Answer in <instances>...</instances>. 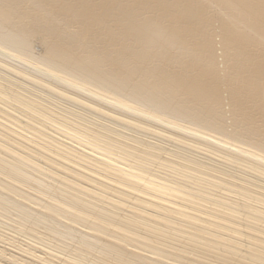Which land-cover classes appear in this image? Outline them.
<instances>
[{
    "label": "bare ground",
    "instance_id": "6f19581e",
    "mask_svg": "<svg viewBox=\"0 0 264 264\" xmlns=\"http://www.w3.org/2000/svg\"><path fill=\"white\" fill-rule=\"evenodd\" d=\"M14 41L25 43L21 46ZM3 57L15 62L18 66L14 70L23 71L30 82L35 83L38 75L46 81L53 79L58 88H68L69 100L80 102L87 96L100 101L104 105L99 106L100 112L115 119L126 112L139 113L147 123L137 119L125 122L138 123L143 131L168 140L179 139L183 147L211 155L208 163L199 164L198 156L170 149L173 157L184 156L177 159L198 166L186 169L198 179L192 184L184 176H171L170 181L159 179L151 169L166 173L174 165L160 155L165 142L144 147L135 142L137 137L129 138L135 143L131 145L114 142L107 133L102 137L90 135L78 120L39 110L38 102L32 108L28 98L43 101L42 97H51L0 73L11 90L21 91L8 95L11 90L0 86L2 104H9L15 97L28 121H47L54 130L98 151L107 164L105 170L117 176L118 187L160 202L152 208L164 217L136 213L130 218L111 216L104 207L85 205L83 200L67 202L70 209L63 216L78 217V212L111 216V221L117 217L133 228L127 235H116L118 240L104 237L98 244L90 239L101 236L104 228L84 234L83 238H90L82 240L86 251L105 256L98 262L209 264L215 259L228 264H264V0H0ZM46 84L48 90L59 93L58 88ZM58 108L66 110L61 105ZM81 115L80 119L84 117ZM159 125L178 133H160ZM3 140L20 147L11 136ZM0 148L4 154L14 155L12 150ZM27 154L32 156L30 151ZM119 154L131 163L117 158ZM129 154L146 160L145 165L134 163L130 158L135 157ZM15 168L0 159V169L10 173L15 182L30 181L29 175ZM245 170L259 176H248ZM74 174L83 179L81 174ZM211 183L222 188L198 194L204 193L201 185ZM1 186L0 205L16 206L22 216L28 205L4 193ZM105 191L119 197L115 201L119 207L127 208L124 202L128 201L141 203L129 193L109 187ZM95 199L101 201L100 197ZM31 212L29 218L19 219L21 224L53 232L68 228V223L49 210ZM161 221L181 236L155 225ZM181 223L205 231L169 227ZM27 233L37 235L30 229ZM69 238L67 235L63 239ZM224 246L236 252L228 253L221 249ZM25 248L21 253L13 250L9 256L0 249V258L12 264H93L87 259L56 255L48 248L44 251L38 245Z\"/></svg>",
    "mask_w": 264,
    "mask_h": 264
},
{
    "label": "rangeland",
    "instance_id": "374dc122",
    "mask_svg": "<svg viewBox=\"0 0 264 264\" xmlns=\"http://www.w3.org/2000/svg\"><path fill=\"white\" fill-rule=\"evenodd\" d=\"M1 51H4V49ZM1 59H4L3 62H0L1 74L11 76L17 81L20 80L28 87L41 91L42 93H46L51 97V99L42 97L43 101L35 97L28 98L27 100L32 103V108H34V105L38 102V106L36 107L37 109H41L42 111L48 113L50 112L57 117L64 116L65 118H70L74 121L78 120L79 123H81L83 127L88 130L90 135L102 137L107 133L111 136L110 139H113L114 142L120 141L127 142L131 145L135 144L129 140L131 137H137L138 139L135 142L144 147H146V145L157 146L165 142V149H162L163 153L160 155L171 160L174 165L169 168L170 171L166 173L161 172L160 170L158 173L156 172V169H151L152 174L157 178L170 181L171 176H184L189 177L185 180L189 181L191 184L198 179V176H194L192 174L189 175L186 171V169L190 170L194 167L198 168V166H196L195 163H187L177 159L186 158L184 156L173 157L170 149L186 155L198 156L200 160L199 164L208 163V156L211 155L205 150L198 151V149L194 147H183L184 145H181L179 139L168 140L161 134L143 131L138 123L129 124L125 122L137 119L139 123H147L148 119L138 116L139 113L126 112L124 117H120L118 119L111 117L110 114L104 115V113L100 112L101 109L99 106L104 107L103 103L100 101L87 96H83L84 101L80 102L69 100L66 95L70 92L66 86H60L58 88V84L53 79L46 81L44 80L46 78L41 75L35 76L38 77L36 78L38 80H36L35 83L30 82L23 77V71L14 70V68L18 66L15 62H11L4 57L0 58V60ZM4 62L5 64H3ZM24 72L27 73V71ZM46 83L51 84L52 87L58 88L59 93H53L48 90ZM0 86L2 88L4 86L9 88V82L0 78ZM9 90L11 89L9 88ZM19 92L21 91L12 89L9 91L8 95L12 93L15 95ZM99 95L101 94L99 93ZM14 98L15 97L12 98V102L9 104H2L0 102V146L2 148L12 150L11 152L14 153V155L4 154V151H1L0 148V159L15 166L16 172L29 175L30 177L28 178L30 181L15 182L10 173L4 171V169H0V184L2 185L1 189L4 190V193H9L11 196L25 202L28 207L26 212L20 216L18 213L19 210L16 206L5 208L0 205V249L6 251V255L9 256L10 254H13V250L21 253V251L26 249V245H38L39 248L42 247V250L48 251L46 250L48 248L51 250L50 252L56 255H64L66 257L77 258L79 260L87 259L93 264H116L115 262L111 263V259L107 262H98L101 260L100 258L105 256L95 252L93 254L97 256L88 253L82 243V240L84 238H90L88 236L83 238V235H89L94 232L95 229L104 228V230L107 231L105 232L103 230V234L101 236L90 239L93 244H98L100 241H103L104 237L108 239L111 238L110 240H118V236L127 235L132 231L131 229H133L130 225L122 223L123 221H120L117 218L118 216H127L130 218L135 216L136 213H148L164 217L161 213H158V210L152 208V205H159L160 202H158L157 199L147 197L144 194L138 195L136 193L127 192V190L118 187L115 184L117 176L112 174L110 171L105 170L107 164L102 161L98 151H93L90 146L81 145L76 140L71 139L68 135L54 130L47 121H32L29 117L28 118L31 121H28L26 118L27 115L22 113L21 107L13 100ZM32 98H34L35 101H32ZM86 101H89L92 104L87 103ZM87 104L89 106H86ZM58 105L65 107L66 110H60ZM108 109L110 108L108 107ZM39 110L38 112H41ZM15 112H17V114ZM81 114L84 115L82 119H80L82 116ZM9 115L10 117H6ZM2 117L6 118L4 119ZM153 124L157 125L156 123ZM158 128H161V130H159L160 133H164V130L178 133L174 129L161 127L160 125ZM4 136L13 137L20 147L17 148L13 144L4 142ZM89 138L94 140L92 137ZM218 150L221 151L220 148H218ZM28 151L32 153L31 157L28 156ZM115 156L116 155H113L111 158L113 159ZM130 156L135 157L134 159L130 158V160H134V163L145 165L144 163L146 160L143 158L136 157L134 155ZM116 157L125 159L126 162L131 163L128 161L129 158H126L122 154H119ZM200 170H203L204 172L206 171L202 166L200 167ZM200 170H197L196 172L199 173ZM74 172L81 174L83 179L78 178ZM245 173L248 176H259V174H255L251 170H245ZM106 187L113 188L116 191L129 193L133 195L132 198L134 200H141V203L137 204L134 201H128L124 202L125 205H127V208L124 206L119 207L115 204V201L119 197L114 193L112 194L111 192L105 191ZM200 188L204 190V193L198 194L203 195L205 192L209 193L214 190H219L222 186L220 184L211 183L205 186L201 185ZM148 193L157 195L151 191ZM194 193L197 194L196 192ZM95 197H100L101 201L95 199ZM72 199H78L80 201L83 200L82 203L85 205L92 203V205L94 204L101 208L104 207L109 215L117 217L115 221H111V216L99 217L94 214H90L89 216L78 212H76V214H78V217L82 218V220H79L77 216H63V212L70 209L66 207L67 202L72 201ZM181 200L182 201L180 203H184V198ZM144 201L148 204L145 205ZM30 210L35 211L31 212ZM47 210H49L52 215L54 214L68 223V228L66 230L61 229L58 230V232H53L37 226V228L30 226L27 227V225L20 223L19 219L23 220L26 216L27 218L30 217L29 212L40 214L41 212H47ZM135 219L140 220L137 217H135ZM88 222H92L94 226L92 227ZM164 223V221H161L160 224L155 225L161 227L164 231H168L169 234L175 233L176 236H181V234L176 232L174 229L164 227ZM170 226H181L173 228H182L183 231L184 229L189 230L195 227V225H185L182 223L180 225L170 224L169 227ZM29 229L33 230L35 234L37 233V235L32 236L28 234L27 230ZM194 229H199V231L203 232L205 231L204 229L197 227ZM185 234L182 236L185 237ZM67 235H70V238L65 241L63 238L67 237ZM196 239L198 241H202L200 238ZM149 243L153 244V242ZM133 245L135 244L133 243ZM217 246L220 245L217 244ZM221 249L228 253L236 252V250L232 247L229 248L224 246L221 247ZM148 252H150V250L146 253ZM175 252L180 253L176 250ZM36 254L38 256L40 255L39 253ZM238 254H240V252H238ZM17 255L24 257V255ZM193 255L199 258V255ZM172 259L177 260V258ZM211 263L228 264L215 259L209 262V264ZM0 264H12V262L0 258Z\"/></svg>",
    "mask_w": 264,
    "mask_h": 264
},
{
    "label": "clouds",
    "instance_id": "9594fccd",
    "mask_svg": "<svg viewBox=\"0 0 264 264\" xmlns=\"http://www.w3.org/2000/svg\"><path fill=\"white\" fill-rule=\"evenodd\" d=\"M15 43H19L21 46H23L24 45V43L25 42H23V41H14Z\"/></svg>",
    "mask_w": 264,
    "mask_h": 264
}]
</instances>
